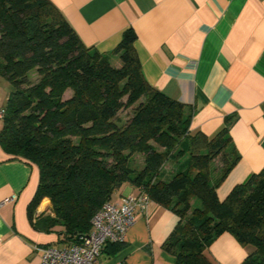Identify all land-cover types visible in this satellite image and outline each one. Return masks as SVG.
<instances>
[{
  "label": "trees",
  "instance_id": "16d2710c",
  "mask_svg": "<svg viewBox=\"0 0 264 264\" xmlns=\"http://www.w3.org/2000/svg\"><path fill=\"white\" fill-rule=\"evenodd\" d=\"M135 40L126 30L102 54L82 44L49 0H0V77L11 87L0 145L38 168L30 216L47 198L53 216L44 224L60 227L61 242L73 245L128 184L179 218L162 244L175 264H216L207 250L224 233L251 249L242 264H264V168L220 201L216 189L239 160L229 135L234 117L211 137L191 133L192 109L148 84ZM136 155L139 170L131 167ZM124 247L107 242L101 255Z\"/></svg>",
  "mask_w": 264,
  "mask_h": 264
},
{
  "label": "crops",
  "instance_id": "0c3cea01",
  "mask_svg": "<svg viewBox=\"0 0 264 264\" xmlns=\"http://www.w3.org/2000/svg\"><path fill=\"white\" fill-rule=\"evenodd\" d=\"M49 1L82 44L99 53L110 54L132 29L145 80L192 109L191 133L211 137L227 117H234L229 135L239 160L216 189L220 201L264 168V0ZM113 62L119 65L116 57ZM10 90L0 77V107ZM214 166L220 167V160ZM172 167L168 163L164 170ZM38 183V168L12 159L0 145V264H41L38 249L71 246L61 242L60 227L44 224V218L53 216L47 198L30 216ZM133 192L125 184L112 202ZM178 221L173 212L150 201L145 214L136 212L124 249L112 257L101 255V264H175L162 244ZM250 252L228 233L207 250L216 264H242Z\"/></svg>",
  "mask_w": 264,
  "mask_h": 264
},
{
  "label": "built area",
  "instance_id": "2783aa9c",
  "mask_svg": "<svg viewBox=\"0 0 264 264\" xmlns=\"http://www.w3.org/2000/svg\"><path fill=\"white\" fill-rule=\"evenodd\" d=\"M4 109L0 107V120ZM122 195L118 202L108 201L94 214L88 234L69 247L46 246L41 264H101L100 257L107 242L124 243L128 230L135 223V214L146 213L150 199L142 190ZM115 264H125L123 260Z\"/></svg>",
  "mask_w": 264,
  "mask_h": 264
},
{
  "label": "rangeland",
  "instance_id": "374dc122",
  "mask_svg": "<svg viewBox=\"0 0 264 264\" xmlns=\"http://www.w3.org/2000/svg\"><path fill=\"white\" fill-rule=\"evenodd\" d=\"M114 63V62H113ZM113 65H117L116 63H114ZM31 80L32 81H36L37 80V75L35 74V73H33L32 75H31ZM11 88V87H10ZM7 95V92H5L3 95H2V97H3V99H4V97ZM64 98H67L66 97V93H65V95H64ZM120 117L123 119V120H126L128 117H129V111L128 110H126V111H122L121 113H120ZM0 124H2L1 122H0ZM142 161H143V157L141 156V155H136L135 157H134V162H133V164H132V168L133 169H135V170H139V169H141V163H142ZM118 193V192H117ZM42 201V200H41ZM40 201V202H41Z\"/></svg>",
  "mask_w": 264,
  "mask_h": 264
}]
</instances>
